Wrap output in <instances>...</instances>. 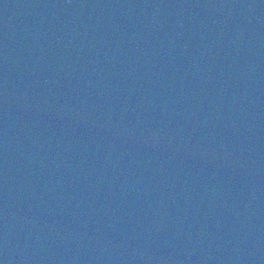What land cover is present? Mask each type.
Masks as SVG:
<instances>
[{"label":"water","instance_id":"95a60500","mask_svg":"<svg viewBox=\"0 0 264 264\" xmlns=\"http://www.w3.org/2000/svg\"><path fill=\"white\" fill-rule=\"evenodd\" d=\"M0 264H264V0H0Z\"/></svg>","mask_w":264,"mask_h":264}]
</instances>
